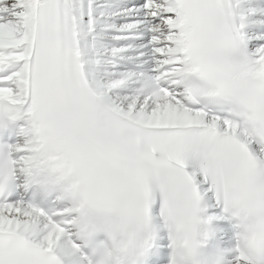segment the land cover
Listing matches in <instances>:
<instances>
[{
    "label": "snow or ice",
    "instance_id": "6c2138e0",
    "mask_svg": "<svg viewBox=\"0 0 264 264\" xmlns=\"http://www.w3.org/2000/svg\"><path fill=\"white\" fill-rule=\"evenodd\" d=\"M0 264H264V0H0Z\"/></svg>",
    "mask_w": 264,
    "mask_h": 264
}]
</instances>
